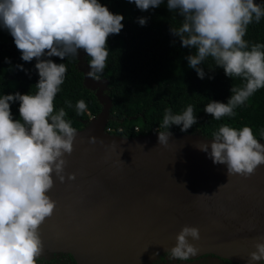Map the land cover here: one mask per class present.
Listing matches in <instances>:
<instances>
[{
  "label": "clouds",
  "instance_id": "clouds-1",
  "mask_svg": "<svg viewBox=\"0 0 264 264\" xmlns=\"http://www.w3.org/2000/svg\"><path fill=\"white\" fill-rule=\"evenodd\" d=\"M141 11L158 7L163 0H127ZM169 11L183 18L181 27L170 28L182 47L195 49L186 57L189 67L205 78L201 64L211 57L227 77L246 81L243 88H231L227 103L209 102L204 112L216 120L233 116L257 90L264 88V45L251 47L244 39L248 26L264 18V5L255 0H167ZM124 17L113 14L98 0H0V28L12 36L24 62L36 61L39 80L36 93L0 96V264H36L43 252L39 229L50 218L56 201L49 193L54 179L65 182L66 155L74 151L77 130L67 120L63 108L57 112L54 100L64 83L67 66L55 63L76 57L83 51L90 57L89 77L99 79L109 56L107 40L118 35ZM147 18H139L144 26ZM9 62L10 61H6ZM26 71L22 65L17 66ZM19 103V119H14L11 104ZM87 108L76 103L77 114ZM193 107L182 114L166 110L158 132L160 145H167L172 125L186 132L197 124ZM208 144L198 147L214 164L225 165L228 176L248 177L264 165V144L250 127L234 129L222 125ZM90 143H96L92 137ZM74 181L75 174L67 176ZM206 195V194H205ZM200 239L199 229L184 226L170 250L172 258L186 261L199 249L189 242ZM248 264L264 262V236L254 243Z\"/></svg>",
  "mask_w": 264,
  "mask_h": 264
},
{
  "label": "water",
  "instance_id": "water-1",
  "mask_svg": "<svg viewBox=\"0 0 264 264\" xmlns=\"http://www.w3.org/2000/svg\"><path fill=\"white\" fill-rule=\"evenodd\" d=\"M89 69L85 82L104 106L77 131L65 182L53 176L56 208L39 229L43 245L70 253L76 264H149L189 226L199 229V240L189 238L199 249L195 256L248 264L264 236V165L248 177L228 176L198 147L211 143L170 134L160 145L158 133L133 139L106 133L111 100Z\"/></svg>",
  "mask_w": 264,
  "mask_h": 264
},
{
  "label": "trees",
  "instance_id": "trees-1",
  "mask_svg": "<svg viewBox=\"0 0 264 264\" xmlns=\"http://www.w3.org/2000/svg\"><path fill=\"white\" fill-rule=\"evenodd\" d=\"M98 2L113 14L124 17L122 31L108 37L106 68L99 74V79H95L104 85L103 97L111 100L105 123L106 133L133 139L166 132L168 130L161 127L166 110L171 109L174 115L182 114L191 105L197 124L186 132L181 131L182 126L172 125L170 134L211 143L214 133L224 124L237 130L248 126L255 138L264 144V88L257 90L243 105L237 106L233 116L216 120L204 112L209 102L227 103L232 95L231 88H243L246 81L227 77L211 57L201 64L206 73L205 78L197 76L186 59L188 55L195 54V49L182 47L179 38L170 32V28L178 30L181 27L183 18L176 11L168 10L167 0L148 11L139 10L127 0ZM255 2L264 5V0ZM139 18H147L144 26L138 23ZM244 39L250 47L254 44L264 45V18L248 26ZM51 59L67 66L64 83L54 100L55 110L58 112L63 108L67 114L65 118L71 121L72 127L77 131L82 130L91 118L98 116L104 106L97 98V88H92L84 79L83 72L91 58L81 50L76 57H67L63 61L58 57ZM35 63V60L24 62L12 36L6 29L0 28V96L17 92L34 95L39 80ZM18 65H22L26 71L20 70ZM80 100L85 101L87 108L82 114H77L76 103ZM18 108V102L11 104L14 119H19ZM45 252L66 255L70 260L68 264H76L68 252L50 250L43 245L42 253ZM164 253L170 251L158 254L149 264H162L160 259ZM194 257L197 256L190 258ZM166 263L163 260V264Z\"/></svg>",
  "mask_w": 264,
  "mask_h": 264
},
{
  "label": "flooded vegetation",
  "instance_id": "flooded-vegetation-1",
  "mask_svg": "<svg viewBox=\"0 0 264 264\" xmlns=\"http://www.w3.org/2000/svg\"><path fill=\"white\" fill-rule=\"evenodd\" d=\"M160 260L162 261L160 262L162 264L163 260L167 261L166 264H235L227 261L226 258H221L212 253H204L197 257L189 258L186 261L176 260L171 257L170 253H164ZM69 262V257L66 255H51L48 254V252H45L37 259L36 264H68Z\"/></svg>",
  "mask_w": 264,
  "mask_h": 264
},
{
  "label": "built area",
  "instance_id": "built-area-1",
  "mask_svg": "<svg viewBox=\"0 0 264 264\" xmlns=\"http://www.w3.org/2000/svg\"><path fill=\"white\" fill-rule=\"evenodd\" d=\"M135 130H137V128H135Z\"/></svg>",
  "mask_w": 264,
  "mask_h": 264
}]
</instances>
